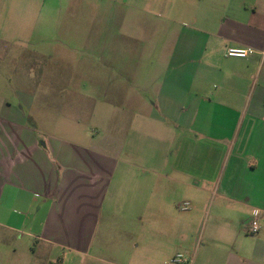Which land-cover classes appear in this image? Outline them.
I'll return each instance as SVG.
<instances>
[{
	"label": "crops",
	"instance_id": "1",
	"mask_svg": "<svg viewBox=\"0 0 264 264\" xmlns=\"http://www.w3.org/2000/svg\"><path fill=\"white\" fill-rule=\"evenodd\" d=\"M73 1L0 0V264H264V0H180L176 12L178 0H111L95 15L119 16L122 30L103 25L70 69L76 127L98 121L64 137L10 97L33 105L60 79L47 33L63 30ZM152 5L167 24L184 15L188 34L163 58L127 55L126 38L139 39L119 33L168 26L150 25ZM255 212L262 229L249 235Z\"/></svg>",
	"mask_w": 264,
	"mask_h": 264
},
{
	"label": "rangeland",
	"instance_id": "2",
	"mask_svg": "<svg viewBox=\"0 0 264 264\" xmlns=\"http://www.w3.org/2000/svg\"><path fill=\"white\" fill-rule=\"evenodd\" d=\"M175 4L174 12L178 11V9L185 6L181 3L180 0L173 1ZM112 4L111 0H75L73 1V5H71V8L67 13L62 17L63 20V30L56 33H47V41H53L56 42V50L51 52V48L47 46L46 52L51 55L60 56L62 58V64H61V75L59 80L48 81L46 83V95L44 97H38V103L35 102V104L31 105H25L21 101V97H10V100L16 105L18 102H21L22 105L27 109L28 106H31V109L38 110L39 115L41 117V125L47 124L49 126H52L50 128L45 127V130L51 131L53 134L61 135L64 137L70 136L71 131H77V133L74 136L83 135L84 131H87V133H92V129L90 126H93L96 124L95 121H98V113H95L94 116L88 117L87 119H90L89 122H83L82 128L78 129L75 125V120L72 118L73 116V109L70 105V99L73 97L69 96L68 89H71V67L73 64L71 63L73 59H81L86 57V50H87V44L91 41H102L105 37V33L102 31V26L109 24L114 27H120L122 30V21L119 19V16H102V15H95L96 13L100 12L104 8L110 6ZM83 7L85 10V14L79 13L77 10L74 13V10L76 8ZM118 9V8H116ZM93 12L92 14H90ZM162 11L159 9H156L155 6L152 5L151 8V14L147 15L150 25H154L157 27L160 26H166V28H160L158 31L152 32V31H138V32H122L119 33L121 36H127L128 34H131V36H136L139 39V42H136L138 44V47L133 48L130 47V43H134L131 41L130 38H126L125 42L127 44V48H125L127 55L132 54H138L142 55V57H152L153 59H159L165 57V49H164V43L171 39H185V34H188V32L185 31V16L179 13V21L178 25L175 26L174 24H171V22H166L167 18L164 16ZM78 13V14H77ZM185 14V13H184ZM183 17H182V16ZM143 18V17H142ZM173 18H178L173 17ZM136 19V17H135ZM75 22L77 26H82L79 29L75 31H68L66 28H69V24L72 22ZM136 22V21H135ZM141 25L140 23H137ZM93 26V31L87 32L84 30L85 26ZM144 25V24H142ZM147 25V24H146ZM98 27V29H94ZM128 27V26H127ZM142 27V26H140ZM129 28V27H128ZM120 40H123L120 38ZM87 41V44H86ZM150 41H156L159 43V47L156 49H151L149 47H145V42ZM140 46V47H139ZM150 66V65H146ZM154 67V65H152ZM158 67L160 65L158 64ZM150 69L148 68L147 71ZM154 71V70H152ZM157 74L159 77L162 75L161 70H157ZM162 79L158 80V88L157 93L160 96L159 89L162 84ZM75 83V87L73 88H79L81 86V81H73ZM52 85V86H51ZM211 89L213 90V86H211ZM54 92V95L53 93ZM51 93V94H50ZM103 97L98 96L96 97L98 103H102ZM156 98V97H155ZM111 100L115 104H118L117 99L118 97H110ZM121 99V98H120ZM110 115V118L112 121H119L123 119L124 115L126 116V120H129V117L133 118L136 113L134 112H117L113 111L108 113ZM145 115V113L142 114V116ZM40 119V118H39ZM44 130V127H41ZM172 146L171 144H168L167 142L160 143V146ZM89 146V145H85ZM197 144L195 142L191 143H185V151L194 153L197 152ZM162 151L159 149V152ZM208 220V219H207ZM206 220V221H207ZM15 243H18L14 240ZM25 242V241H24ZM31 241V245H32ZM21 244V242H19ZM25 247V244L24 246ZM183 252V251H182ZM184 255V254H183ZM31 264H37L36 262H44V260L34 257L30 255Z\"/></svg>",
	"mask_w": 264,
	"mask_h": 264
},
{
	"label": "built area",
	"instance_id": "3",
	"mask_svg": "<svg viewBox=\"0 0 264 264\" xmlns=\"http://www.w3.org/2000/svg\"><path fill=\"white\" fill-rule=\"evenodd\" d=\"M253 51L251 50H244V49H229L226 53L227 57L229 58H236V59H247ZM188 204H185L183 207V210L188 209ZM254 219L250 223L247 233L249 235H257L261 231V224L259 222V212L254 213ZM190 260L183 254H178L175 257H173L170 261V264H189Z\"/></svg>",
	"mask_w": 264,
	"mask_h": 264
}]
</instances>
